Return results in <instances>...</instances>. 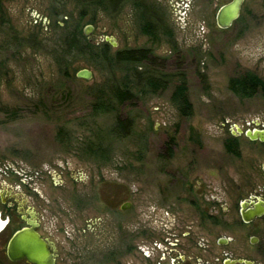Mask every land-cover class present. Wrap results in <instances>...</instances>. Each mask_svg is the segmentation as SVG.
Here are the masks:
<instances>
[{"label":"rangeland","instance_id":"rangeland-1","mask_svg":"<svg viewBox=\"0 0 264 264\" xmlns=\"http://www.w3.org/2000/svg\"><path fill=\"white\" fill-rule=\"evenodd\" d=\"M145 1L171 37L150 42L130 3L109 14L85 6V0H0V169L11 166V177L3 183H19L23 169L38 174L42 232L58 244L57 264H95L84 250L90 236L84 230L93 222L101 226L106 220L109 230L120 220L127 229H151V214L169 210L165 199L185 198V192L188 198L194 195L190 188L199 195L208 184L230 212L238 213L241 200L264 186V143L239 133L264 130V89L244 99L229 86L232 78L247 73L264 81V0H245L240 19L226 30L218 27L216 16L232 0ZM54 20L61 26L79 21L82 30L92 25L94 42L110 38L113 52L151 47L152 69L172 77L168 88L123 105L119 117L126 124L114 132L116 117L93 110L94 94L109 73L82 64L75 65L70 79L63 78L42 45L45 40L53 46ZM8 26L21 38L40 30L38 39L50 40L33 41L40 46L36 49L9 48ZM82 69L93 78H78ZM181 75L193 106L190 117L172 100ZM61 131L62 137L71 136L70 148L59 142ZM231 139H237L239 156L228 152ZM95 140L101 150L91 158L83 150ZM26 155L31 156L23 162ZM125 202L132 203L131 209L120 208ZM184 209L192 212L188 204ZM139 243L142 249L149 245L142 237Z\"/></svg>","mask_w":264,"mask_h":264},{"label":"flooded vegetation","instance_id":"flooded-vegetation-1","mask_svg":"<svg viewBox=\"0 0 264 264\" xmlns=\"http://www.w3.org/2000/svg\"><path fill=\"white\" fill-rule=\"evenodd\" d=\"M30 156H23V162ZM10 168L8 165L0 169V260L4 264L17 263L8 257L9 242L17 232L32 229L51 245L57 264L58 244L42 232L43 197L35 186L40 177L35 171L23 169L20 182L13 180L15 185L8 186L3 181L11 177L7 174ZM206 187L208 192L203 189L199 195L191 188L187 190L196 196L187 198L185 192V198L174 195L175 198L165 199L169 210L151 214V229H127L123 220L117 221L111 230L107 229L106 220L101 221V226L96 222L88 224L84 230V234L86 231L90 234L84 247L89 254L88 261L95 264H264V214H252L257 204L264 206V186L250 191L241 200L238 213L230 212L229 207L220 202L212 185ZM80 200H77L80 204H88V200ZM187 204L191 213H183ZM123 206L128 210L132 203L125 202L120 208ZM220 230L228 234L220 235ZM140 237L149 243L146 249H142ZM95 251H100V255H92ZM21 261L32 264L27 259Z\"/></svg>","mask_w":264,"mask_h":264},{"label":"trees","instance_id":"trees-1","mask_svg":"<svg viewBox=\"0 0 264 264\" xmlns=\"http://www.w3.org/2000/svg\"><path fill=\"white\" fill-rule=\"evenodd\" d=\"M144 1L85 0L84 5L86 6L87 4L90 8L94 7V9H100L110 14L117 13L125 3L133 4L135 10L138 11L140 31L149 38L150 42L152 40V42L158 43L167 35L171 37L173 33L167 32V29L161 26L164 20L157 18L153 12L152 5H147V2ZM86 13L87 10L84 8V11L80 14V19H83ZM3 24L6 25L5 22ZM8 28L9 30L6 32V38H8L6 45H9V48L10 46H29L30 48L36 49L40 48V46L33 45L32 42H39L41 44L46 39H38L41 33H43L40 30L34 31L25 38H21L17 32H14L12 27L8 26ZM34 29H38V27L34 26ZM52 29L56 37L52 41L53 46L46 45L44 43L45 40L42 45L48 49L63 78L70 79L72 77V71H75V65L82 64H88L94 66L97 70H104L109 73L110 76L103 84L102 89L98 90L95 93L96 95L94 94L93 110L94 115L103 114L116 117L114 132H119L118 129L126 124V121L121 120L119 117V109L123 105L137 95H140V98L150 97L151 94L157 95L159 92L166 90L172 80V77H169L168 74L163 75L156 71V69H152L151 66L155 65L153 59L156 57L151 47L113 52L111 44L107 42L96 44L95 42L89 41L84 35V30L81 29V23L79 21H76L73 25H70L66 21L65 25L61 26L58 21L54 20ZM15 39H18V41H15ZM46 40L49 42L50 39ZM117 72L123 73V76L118 77ZM229 86L237 96L244 99L253 98L264 89V81L254 73H247L243 76L232 78ZM172 100L183 116L190 117L192 115L193 106L189 99L188 84L185 75L179 77V84L175 88ZM128 125L130 126V124ZM130 128L132 129V127ZM62 133L63 131L59 134V142L70 148L71 136L67 135L62 137ZM119 136L121 138L123 137L121 135ZM85 145L86 147H84L83 152L91 158L96 157L97 153L101 150L100 144L96 140L89 141ZM237 145V139H231V141L226 142L228 152L234 156L240 155L237 150Z\"/></svg>","mask_w":264,"mask_h":264},{"label":"water","instance_id":"water-1","mask_svg":"<svg viewBox=\"0 0 264 264\" xmlns=\"http://www.w3.org/2000/svg\"><path fill=\"white\" fill-rule=\"evenodd\" d=\"M244 2L245 0H232L219 9L216 21L220 29L226 30L233 26V24L241 16ZM93 31L94 27L92 25H87L84 29V35L89 39V41L94 43V39H96L97 36L92 34ZM104 41L112 43V40L108 37L105 38ZM77 77L85 80H91L93 78V73L88 69H82L77 72ZM239 133H243V131L239 129ZM244 133L250 141H260L264 143V130L248 129ZM129 205L130 204L128 203V206ZM242 206L245 208L244 203ZM125 208L126 207L123 206L122 209L125 210ZM252 214L253 216L264 214V206L257 204L256 209L252 212ZM245 220L248 219L246 218ZM50 249L51 245L43 240L38 233L32 229H25L17 232L12 237L8 245L7 254L12 262L27 259L32 264H55L54 254ZM0 264L4 263L0 260Z\"/></svg>","mask_w":264,"mask_h":264}]
</instances>
